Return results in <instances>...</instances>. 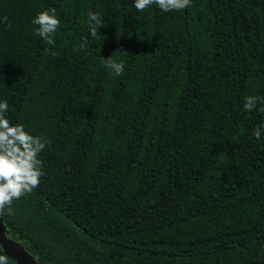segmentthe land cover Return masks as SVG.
I'll return each instance as SVG.
<instances>
[{
  "label": "trees",
  "instance_id": "16d2710c",
  "mask_svg": "<svg viewBox=\"0 0 264 264\" xmlns=\"http://www.w3.org/2000/svg\"><path fill=\"white\" fill-rule=\"evenodd\" d=\"M53 7L49 45L30 21ZM3 16L0 101L49 141L8 237L42 264H264V113L242 107L264 97V0H0Z\"/></svg>",
  "mask_w": 264,
  "mask_h": 264
},
{
  "label": "clouds",
  "instance_id": "9594fccd",
  "mask_svg": "<svg viewBox=\"0 0 264 264\" xmlns=\"http://www.w3.org/2000/svg\"><path fill=\"white\" fill-rule=\"evenodd\" d=\"M192 0H133V7L137 12H143L153 5L163 12L183 11L191 6ZM0 22L8 24V17H0ZM35 25L34 33L49 45H54V34L60 27V18L56 8H49L38 12L30 21ZM87 23L90 35L95 37L98 27L103 21L99 12L89 10ZM86 47V42L79 45L80 49ZM75 50V49H74ZM56 56V52H51ZM105 68L110 69L115 75H123L124 63L117 62L111 57L103 59ZM259 105V107H257ZM243 110H254L264 113V97L249 95L244 97ZM10 106L6 100L0 101V220L5 215L14 214L13 204L21 197L31 194L38 188L41 177L47 173L43 170V161L40 153L49 143L46 137L34 136L25 130L21 123H13L7 116ZM264 124L256 127L252 135L257 140L262 138ZM0 264H13L7 254L0 255Z\"/></svg>",
  "mask_w": 264,
  "mask_h": 264
},
{
  "label": "water",
  "instance_id": "95a60500",
  "mask_svg": "<svg viewBox=\"0 0 264 264\" xmlns=\"http://www.w3.org/2000/svg\"><path fill=\"white\" fill-rule=\"evenodd\" d=\"M0 245L5 254L17 264H42L38 262L18 240L7 236L5 230L0 226Z\"/></svg>",
  "mask_w": 264,
  "mask_h": 264
},
{
  "label": "flooded vegetation",
  "instance_id": "af4514ba",
  "mask_svg": "<svg viewBox=\"0 0 264 264\" xmlns=\"http://www.w3.org/2000/svg\"><path fill=\"white\" fill-rule=\"evenodd\" d=\"M13 239V238H12Z\"/></svg>",
  "mask_w": 264,
  "mask_h": 264
}]
</instances>
